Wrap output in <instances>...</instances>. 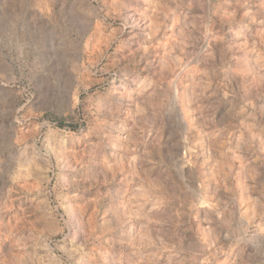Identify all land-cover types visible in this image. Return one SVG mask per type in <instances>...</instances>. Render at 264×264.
<instances>
[{"label": "rangeland", "instance_id": "374dc122", "mask_svg": "<svg viewBox=\"0 0 264 264\" xmlns=\"http://www.w3.org/2000/svg\"><path fill=\"white\" fill-rule=\"evenodd\" d=\"M0 264H264V0H0Z\"/></svg>", "mask_w": 264, "mask_h": 264}]
</instances>
